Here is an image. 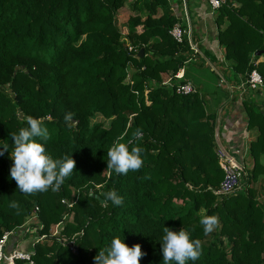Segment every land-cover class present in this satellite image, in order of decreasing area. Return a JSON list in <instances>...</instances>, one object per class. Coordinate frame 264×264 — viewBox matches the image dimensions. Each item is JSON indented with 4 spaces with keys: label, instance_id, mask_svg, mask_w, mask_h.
<instances>
[{
    "label": "trees",
    "instance_id": "trees-1",
    "mask_svg": "<svg viewBox=\"0 0 264 264\" xmlns=\"http://www.w3.org/2000/svg\"><path fill=\"white\" fill-rule=\"evenodd\" d=\"M176 1L0 0V151L8 146L0 155V239L21 232L38 207L37 236L46 238L34 242L35 264H94L116 236L129 247L140 244V264H163V226L183 227L201 241L202 255L186 264H264V110L245 101L249 129L257 132L249 144L252 166L244 165L245 190L218 195L224 172L216 114H208L199 92L181 95L163 85L170 78L175 86L188 83L175 75L202 55L199 46L201 52L192 49L193 35L178 43L170 33L189 23L184 18L183 25ZM129 2L132 13L121 26L119 11ZM209 8L233 81L240 85L253 71L264 79V0ZM252 93L264 87L242 96ZM28 115L43 118L49 139L36 140L53 159L72 154L76 161L57 191L27 195L10 177L11 133L28 127ZM117 137L132 141L129 150L144 149L138 171L107 169ZM110 190L122 205L106 201ZM202 210L219 219L209 235L199 222Z\"/></svg>",
    "mask_w": 264,
    "mask_h": 264
},
{
    "label": "clouds",
    "instance_id": "clouds-1",
    "mask_svg": "<svg viewBox=\"0 0 264 264\" xmlns=\"http://www.w3.org/2000/svg\"><path fill=\"white\" fill-rule=\"evenodd\" d=\"M28 127H22L17 133H11L13 150L10 158L13 161L10 168V177L16 181L18 189L27 195L37 192H45L51 188L53 191L60 189L65 179L70 176L76 167V161L72 154L63 155L59 159H53L42 143L49 139V133L43 126V118L37 119L30 115L24 116ZM71 119V114L65 116V120ZM133 138L137 141L143 139L142 129L137 128L133 133ZM122 137H117L107 150V169L116 174H127L131 171H138L143 165V148L133 144L129 150L128 144L121 142ZM3 151H8V146L4 145ZM105 199L111 200L114 205L123 204V197L119 196L115 190L105 193ZM10 207L17 208L18 204L13 202ZM200 224L203 226L205 235L211 234L219 224V219L215 215L203 214L200 217ZM161 250L163 264H186V261H196L202 255V246L199 239H191L190 234L183 227L179 231H174L169 227L162 228ZM145 253L142 252L140 244L129 247L124 239L119 236L112 238L110 246L100 249L94 257V264H140V259Z\"/></svg>",
    "mask_w": 264,
    "mask_h": 264
},
{
    "label": "crops",
    "instance_id": "crops-1",
    "mask_svg": "<svg viewBox=\"0 0 264 264\" xmlns=\"http://www.w3.org/2000/svg\"><path fill=\"white\" fill-rule=\"evenodd\" d=\"M176 3L179 4L178 7L181 10L183 25L186 24L183 19L188 15L189 23L186 30L193 35L195 45L199 46L202 51V55L192 57L187 61L183 70V78H187L196 92L206 99L208 114H216L217 135L223 145L245 167H250L252 160L249 156V144L255 140L257 132L255 129H249V115L245 101L249 104H256L264 110V93L257 96L254 93L242 96L243 92L233 81L231 69L225 62L223 50L219 46L217 27L207 0H189V7L185 0L176 1ZM176 3L175 6H177ZM208 56L210 58H207ZM210 65L217 77L215 82L209 75L212 74V70L208 68ZM188 67H193V69ZM203 74L204 78L201 77ZM259 97L263 99L260 100ZM32 243L30 241L29 249L33 248Z\"/></svg>",
    "mask_w": 264,
    "mask_h": 264
},
{
    "label": "built area",
    "instance_id": "built-area-1",
    "mask_svg": "<svg viewBox=\"0 0 264 264\" xmlns=\"http://www.w3.org/2000/svg\"><path fill=\"white\" fill-rule=\"evenodd\" d=\"M207 2L209 3L211 9L215 10V9L220 8L224 0H207ZM186 19L187 21H189L188 15ZM170 33L178 43H182L186 35L189 36V39L191 36L189 31L186 29H183L181 24H177ZM191 46L194 52L196 53L199 52L197 45L192 44ZM130 50H133V48L130 47ZM175 78L182 79L183 70L177 75H175ZM172 81H173V78H170L167 81H165L163 85L175 87L176 93L181 94V95H189V94H193L196 92L191 82H188L186 84H178L175 86L173 85ZM262 87H264V79L257 71H253L250 77L246 81H242L241 84L238 85V89L241 90L242 92H245L246 90L255 91V90L261 89ZM216 154H217L220 166L224 172V178H223V181L221 182L219 190L217 191V194L218 195L232 194L235 191H237L242 184L245 167L241 162H239L236 159V157L233 154H231L227 150V148L223 145L218 135H217ZM63 202L67 204L66 201H63ZM38 212H39V208L37 207L34 210V213L32 217L30 218L28 224L21 230V232H18V233L7 232L0 239V264H18L19 261H22L25 264H35L33 260V252H32L33 248L31 247V250H28V251L23 250L22 240L24 238L27 239V237H29L30 235H38L39 229H42L43 226L38 221ZM33 224L35 227L32 226ZM59 227H60V224L56 225V233H53V231H51V234L53 236L60 233ZM17 235L20 236L19 240L17 241V243L12 244L10 248L11 238ZM45 238L46 236H42L39 239L45 240Z\"/></svg>",
    "mask_w": 264,
    "mask_h": 264
},
{
    "label": "rangeland",
    "instance_id": "rangeland-1",
    "mask_svg": "<svg viewBox=\"0 0 264 264\" xmlns=\"http://www.w3.org/2000/svg\"><path fill=\"white\" fill-rule=\"evenodd\" d=\"M132 13V5H131V2H129L128 5H126V7L122 8L120 11H119V15H118V19H119V23L121 26H124L126 24V21L128 20V18L130 17V14ZM199 52H200V49H199ZM226 66H228L226 64ZM188 68H192L193 67H188ZM209 69L212 70V65H210L208 67ZM215 71L212 70V74H209L210 75V78L215 82V80H217V77L214 75ZM202 78H204V74L201 75ZM222 80V79H221ZM205 92V91H204ZM260 100H262L263 98L262 97H259ZM251 104V103H250ZM251 106H256V104H251ZM245 185L244 184H241L240 186V190L239 191H243L245 190ZM262 200L264 201V197L262 198ZM204 210L201 211V215L204 214ZM52 231L53 233H56V226H53L52 227ZM39 237L37 235H30L29 237L24 238L22 240V247H28L29 246V243L30 241L33 242L32 244H34V241H36V239H38ZM29 242V243H28ZM32 246V245H31Z\"/></svg>",
    "mask_w": 264,
    "mask_h": 264
},
{
    "label": "water",
    "instance_id": "water-1",
    "mask_svg": "<svg viewBox=\"0 0 264 264\" xmlns=\"http://www.w3.org/2000/svg\"><path fill=\"white\" fill-rule=\"evenodd\" d=\"M144 53V50H141L140 54L142 55ZM262 52H258L257 55H261ZM102 203H104L105 201L103 199H100Z\"/></svg>",
    "mask_w": 264,
    "mask_h": 264
}]
</instances>
